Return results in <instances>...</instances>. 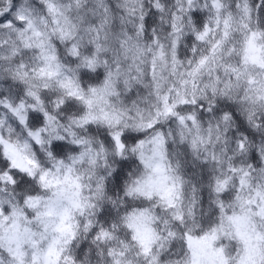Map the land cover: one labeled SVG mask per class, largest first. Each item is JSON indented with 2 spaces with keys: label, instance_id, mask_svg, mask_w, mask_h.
<instances>
[{
  "label": "clouds",
  "instance_id": "1",
  "mask_svg": "<svg viewBox=\"0 0 264 264\" xmlns=\"http://www.w3.org/2000/svg\"><path fill=\"white\" fill-rule=\"evenodd\" d=\"M0 264H264V0H0Z\"/></svg>",
  "mask_w": 264,
  "mask_h": 264
}]
</instances>
